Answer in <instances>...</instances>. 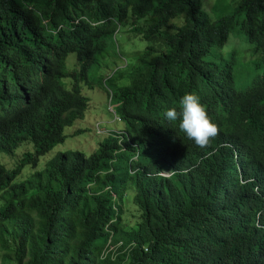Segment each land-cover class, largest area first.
<instances>
[{
	"label": "trees",
	"instance_id": "obj_1",
	"mask_svg": "<svg viewBox=\"0 0 264 264\" xmlns=\"http://www.w3.org/2000/svg\"><path fill=\"white\" fill-rule=\"evenodd\" d=\"M238 8L242 21L213 20L204 0H0V153L24 142L36 148L13 170L0 164V195L13 192L0 210V234L13 245L6 260L264 264V74L237 91L231 64L206 60L240 25L264 62V0ZM146 18L161 46L147 47L125 70L129 85L110 94L125 128L92 155L60 153L34 182L15 184L84 118L82 84L106 40L129 19ZM72 53L78 68L68 71ZM186 93L218 127L205 147L165 119ZM130 188L134 226L122 219Z\"/></svg>",
	"mask_w": 264,
	"mask_h": 264
},
{
	"label": "rangeland",
	"instance_id": "obj_2",
	"mask_svg": "<svg viewBox=\"0 0 264 264\" xmlns=\"http://www.w3.org/2000/svg\"><path fill=\"white\" fill-rule=\"evenodd\" d=\"M241 0H204V10L213 20L229 15H237L238 20L244 19V13L239 10ZM149 18L133 21L129 19L126 26L119 28L117 34L106 40L105 49L98 55L97 62L89 71L88 84H82V94L88 98V109L83 119L76 121L65 129L66 139L56 145L48 154L39 157L36 167L28 164L22 173L15 179V184L34 182L33 175L43 172L46 164L60 153L82 152L86 156L95 153L101 143L111 134L125 128L123 121H115L114 112L117 110L116 100L110 101V94L118 86L129 85L125 78V70L135 64L143 51L150 45L161 46V39L149 35L152 25ZM223 59V61H222ZM218 64L230 63L233 69V79L237 91L247 90L258 76L264 74V62L260 54H256L254 45L249 42L240 25H235L230 32L227 43L222 47H215L206 58ZM68 71L78 68L77 54L72 53L66 61ZM68 89L72 80H63ZM36 148L31 142L22 143L13 154L0 153V164L8 170L21 165L24 155L35 156ZM57 182L54 183L56 187ZM130 188L124 198L123 223L134 226L139 219V211L133 203V192ZM33 192V191H32ZM31 192V193H32ZM13 192L8 190L0 195V210L12 201ZM6 246L10 247L5 248ZM12 242L7 234H0V264H15L5 256L12 255Z\"/></svg>",
	"mask_w": 264,
	"mask_h": 264
},
{
	"label": "clouds",
	"instance_id": "obj_3",
	"mask_svg": "<svg viewBox=\"0 0 264 264\" xmlns=\"http://www.w3.org/2000/svg\"><path fill=\"white\" fill-rule=\"evenodd\" d=\"M180 108L166 109L164 116L169 122L179 120V129L197 146L205 147L218 135V127L209 118L199 97L194 93H186L180 99ZM173 172V171H172ZM162 175L171 172L160 171Z\"/></svg>",
	"mask_w": 264,
	"mask_h": 264
}]
</instances>
